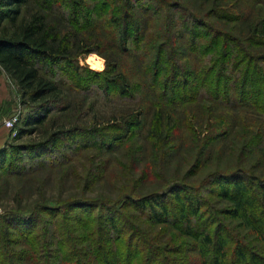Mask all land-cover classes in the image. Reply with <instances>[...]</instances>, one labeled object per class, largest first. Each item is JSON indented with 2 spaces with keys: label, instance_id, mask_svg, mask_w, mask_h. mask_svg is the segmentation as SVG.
Instances as JSON below:
<instances>
[{
  "label": "trees",
  "instance_id": "16d2710c",
  "mask_svg": "<svg viewBox=\"0 0 264 264\" xmlns=\"http://www.w3.org/2000/svg\"><path fill=\"white\" fill-rule=\"evenodd\" d=\"M59 1L40 0L43 7L34 9L39 0H0V76L11 80L30 106L20 135L58 125L49 115L65 113L70 105L65 104L61 84L48 75L53 76L52 71L63 66L81 75L77 55L96 51L108 37L113 49L124 56L121 60L130 59L137 67L133 75V69L124 68L119 56L110 55L104 74L95 73L99 78L108 74L117 77L105 79L106 96L117 95L142 108L111 125L125 133L123 149L132 160L129 166L116 165L123 187L114 201L85 199L99 211L97 217L86 221L68 216L58 219L76 204H52L44 192L43 208L47 209L43 213L57 214L55 220L47 222L40 235L24 237L21 242L0 228V264H187L186 258L180 263L165 257L180 250L178 253L167 247L157 253L131 226L126 237L130 223L121 210L127 206L140 215L147 214L144 217L153 224L171 225L182 237L197 243L202 254L214 248V262L207 263L201 257L202 264H227L224 242L215 241L199 228L201 202L192 197L195 188L188 184L189 179L213 165L208 180L219 184L220 196L230 206L226 214L239 216L264 244V0H250L246 14L222 10L219 2L225 0H201L206 8L202 17L186 8L190 0H177L175 8L182 18L168 14L159 43L147 46L148 52L145 47L150 37L145 31V36L137 34L135 53L124 48L131 39V27L138 29L140 22L133 15L134 0H91L95 2L92 4H88L90 0H63L72 8L63 12L71 27L81 25L87 31L96 27L103 36L87 31L78 34L51 23L46 11ZM153 1L168 7L164 0ZM255 3L262 7H254ZM74 7L78 9L74 11ZM252 8L255 12L251 14ZM79 9L87 11L80 16ZM142 11L148 13L146 8ZM87 14L93 16V22L86 20ZM147 95L154 101L146 103ZM84 133L78 125L67 128L60 124L39 144L15 147L11 152L1 149L0 171L12 167L9 155L13 159L21 152L29 158L40 156L62 140ZM135 153L146 156L140 160L141 176H133L137 172L133 169ZM63 165L50 164L49 169L62 171ZM7 173L23 177L21 171ZM144 176L143 182L154 180L164 189L138 193L135 186ZM224 181H232V187L221 185ZM170 196L180 207L176 220L172 217L177 209L165 203ZM21 218L22 214L11 213L0 216V221ZM182 245L188 246L186 242ZM143 246L150 252L148 259L142 255ZM236 253L232 264H264V259L248 257L239 246Z\"/></svg>",
  "mask_w": 264,
  "mask_h": 264
},
{
  "label": "rangeland",
  "instance_id": "374dc122",
  "mask_svg": "<svg viewBox=\"0 0 264 264\" xmlns=\"http://www.w3.org/2000/svg\"><path fill=\"white\" fill-rule=\"evenodd\" d=\"M164 1L168 5L167 8H164L162 4H158V2L153 0H134L136 10H134L133 15L140 22L137 25L138 29H135L133 26L131 27V39L128 40V43L124 44V48H128L129 52L135 53L134 44L136 35L145 36L144 31L150 37L149 44L145 47L146 52L150 51V48H147V46L152 47V45L158 44L160 41L158 37L165 29L168 14L175 15L177 19L182 18L181 11L178 12L175 8L179 1ZM234 1L235 3H233ZM92 3L95 2L88 1V4ZM249 3L250 0H225L224 2L220 1L219 5L222 7V10H232L234 13L246 14L248 11L247 4ZM35 5L32 8L43 7V3L41 2L37 3V6ZM230 5L233 7L229 8ZM259 6L256 3L254 4V7ZM143 8L148 9V13L143 14ZM186 8L200 17L204 16L206 10L204 6H201V0H190L186 3ZM48 9L46 11L48 19L54 25L64 27L67 31H76L78 34L87 31V29L82 30L81 25L71 27L70 23L65 20L64 10L72 11V8L63 0H60L56 6L53 5L52 8ZM77 9L76 7L73 8L74 11ZM159 9L161 11L158 16L157 11ZM86 11L79 9L80 16L81 13L84 15ZM254 12V8H252L251 14ZM68 17L69 15H67ZM85 17L86 20L90 18L88 22H93L94 20L93 16L88 14ZM212 23L216 27L219 26L215 21ZM93 28L87 32L103 36V32L99 31L96 27ZM201 31L205 33L204 29ZM96 49V51L90 54L77 55L76 62L78 67L82 69L80 70L81 75L76 70L74 71V69L65 66L54 69L52 71L53 76L48 75L49 79L61 84L60 88L64 93L65 104L70 105V110L65 113L56 112L50 114L49 119H57L58 125L49 127L42 132H36L31 135H20V131L25 128L24 119L30 106H27V101L23 99L17 86L6 76H2L9 93L6 100L0 106V128L1 132L5 134L0 150L12 151V148L15 147L39 144L48 137L49 133L55 132L60 124H65L67 128L78 125L82 130H85L84 136L62 140L53 150L40 156L37 155L29 158L28 155L21 152L13 159L9 155L8 161L12 167L7 166L3 168L4 170L0 171V216L3 217L7 214L17 213L22 214V218L20 220H8L6 223L0 221V228L2 231L8 230L11 239L14 241L21 242L24 237L40 235L43 232V226L47 222L55 220L57 214L51 216L49 211L43 213L47 209L43 208L44 192L48 201L52 204L60 201H73V204H76L74 209L69 210L65 214L58 215V219L63 220L65 216H68L73 219L78 218L86 221L89 218L97 217L99 211L94 210L91 203L86 204L84 202L85 199H101L105 202L111 199L114 201L119 190L123 187V182L118 180L119 176L122 175L118 167L125 164L129 166L127 163L132 159H127V153L123 149L125 144L122 138L125 133L118 129H113L111 125L119 124V120L123 115L128 117L134 112H139L142 108L140 104H133L128 100L122 99L120 96H106L105 79L117 77L108 74L99 78L95 76V73L104 74L107 68L106 57L110 55L119 56L124 68L130 67L133 69L134 72H131L133 75L137 72V67L134 66V62L130 59L124 58L121 60L124 56L113 49V42L108 37L107 40H104L102 46ZM148 97L147 95L144 100L146 103L149 99L154 101L153 97ZM13 115L18 117V122L15 129L9 131L3 126V122ZM113 120H118V122H113ZM98 130L101 132L99 133ZM105 135H109L110 137L106 138L107 136ZM139 141L143 142L142 140ZM135 156L133 157L135 158L133 169H137V172L133 176H141L142 171L140 169L142 168L140 160L145 159L146 156L137 157L136 153ZM258 162L261 163V161ZM257 163H254L255 167ZM50 164L66 165L62 166V171H59L58 169H49ZM117 164L118 167H116ZM212 167L214 168V165L210 167L211 170ZM211 170H202L188 180V184H191L195 188V191H192V197L201 202L200 218L202 223L199 228L207 231L215 241L222 240L224 242L226 246L224 251L229 259L227 264H232L231 261L236 258L238 246L244 249V253L248 257L256 256L264 259V244L258 236L251 231L250 227L239 216L233 218L226 214L230 206L221 198L219 184H210L208 175ZM15 171L22 172V179H18L19 177L17 176L12 177V174L7 173ZM182 172L184 173V170ZM148 176L150 177V174ZM104 178H106L105 182L101 180ZM144 178L145 176L141 177L140 184L135 186V189H139L137 190L138 193L164 189L163 186L154 180L149 181V183L143 182ZM232 184V181H224L221 185L231 188ZM165 203L172 210L177 209L175 210L174 217H172L173 220H176L180 214V209L178 210L180 207L174 205L175 201L171 196L166 199ZM121 211L125 216V220L130 223L126 230V237L131 233V229L135 228L144 242H147L150 247L157 249V253H161L160 250L165 251L164 249L167 247L173 248V251L176 252L181 251L177 255L165 254V257L169 259L181 263L186 258L188 259L187 264H202L201 257H204L207 263L214 262V248H208L202 254L201 250L197 248V243L190 238L182 237L171 225L153 224L148 218L144 217L147 214L142 213L140 215L129 206L123 208ZM31 216H34L35 219L31 220L29 218ZM127 226L128 224H126ZM79 234L81 232H78ZM132 237H135V233L132 234ZM185 242L188 246L182 247V244ZM15 249L28 252L27 249L24 250L23 248ZM186 250L187 252H185ZM142 255L147 259L151 257L150 252L145 247Z\"/></svg>",
  "mask_w": 264,
  "mask_h": 264
},
{
  "label": "crops",
  "instance_id": "0c3cea01",
  "mask_svg": "<svg viewBox=\"0 0 264 264\" xmlns=\"http://www.w3.org/2000/svg\"><path fill=\"white\" fill-rule=\"evenodd\" d=\"M8 93H9V91L3 82V77L0 76V106L8 97ZM1 131L2 130L0 128V146H1L2 142L4 141V136H5L4 132L2 133Z\"/></svg>",
  "mask_w": 264,
  "mask_h": 264
},
{
  "label": "built area",
  "instance_id": "2783aa9c",
  "mask_svg": "<svg viewBox=\"0 0 264 264\" xmlns=\"http://www.w3.org/2000/svg\"><path fill=\"white\" fill-rule=\"evenodd\" d=\"M17 122H18V117L16 115H13L11 118L3 122V126L9 131H13L15 129Z\"/></svg>",
  "mask_w": 264,
  "mask_h": 264
}]
</instances>
